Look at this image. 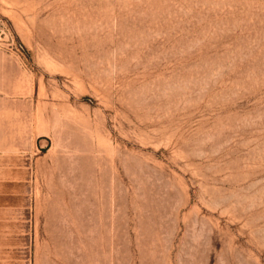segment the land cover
<instances>
[{
    "label": "rangeland",
    "instance_id": "374dc122",
    "mask_svg": "<svg viewBox=\"0 0 264 264\" xmlns=\"http://www.w3.org/2000/svg\"><path fill=\"white\" fill-rule=\"evenodd\" d=\"M0 264H264V0H0Z\"/></svg>",
    "mask_w": 264,
    "mask_h": 264
},
{
    "label": "crops",
    "instance_id": "0c3cea01",
    "mask_svg": "<svg viewBox=\"0 0 264 264\" xmlns=\"http://www.w3.org/2000/svg\"><path fill=\"white\" fill-rule=\"evenodd\" d=\"M1 135V134H0ZM1 137V136H0Z\"/></svg>",
    "mask_w": 264,
    "mask_h": 264
}]
</instances>
